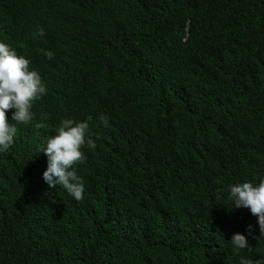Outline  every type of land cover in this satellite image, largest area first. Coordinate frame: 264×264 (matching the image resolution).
Returning <instances> with one entry per match:
<instances>
[{
    "label": "trees",
    "instance_id": "16d2710c",
    "mask_svg": "<svg viewBox=\"0 0 264 264\" xmlns=\"http://www.w3.org/2000/svg\"><path fill=\"white\" fill-rule=\"evenodd\" d=\"M46 4L60 12L58 24L26 0H0V41L32 44L51 84L46 102L33 106L37 121L46 114L44 126L18 125L16 151L0 154V264L264 260L257 217L227 200L230 184L264 171V0ZM91 97H126L139 124L100 133L91 123L93 140L118 135L126 158L154 157L130 191L124 185L105 200L125 179L94 140V149L82 148L84 193L76 201L44 181L47 156L37 148ZM238 232L250 250L232 249Z\"/></svg>",
    "mask_w": 264,
    "mask_h": 264
},
{
    "label": "clouds",
    "instance_id": "9594fccd",
    "mask_svg": "<svg viewBox=\"0 0 264 264\" xmlns=\"http://www.w3.org/2000/svg\"><path fill=\"white\" fill-rule=\"evenodd\" d=\"M26 1L49 26L60 22V12L49 7L47 0ZM36 35L43 36L44 30L39 29ZM37 52L49 60L53 59L54 54L50 50L37 49ZM50 90V80L38 66L30 43L10 46L7 42L0 41V154L16 149L18 125L37 128L44 126L46 114H41L42 119L37 121L33 106L45 103ZM126 100L128 99L123 97L104 102L99 101L98 97H91L87 102L80 103L82 105L77 109H72L74 120L65 118L59 122L55 135L48 136L37 148V153L42 152V156H47V167L42 176L50 187L59 185L74 200H81L84 182L77 171L79 172V166L86 155L82 148L94 149V140H98L102 141L104 149L101 159L108 164L118 165L125 179L119 188L109 190L113 197L102 198H114L124 185V193L130 191L128 186L133 188L135 175L142 167L149 165L154 156L135 151L126 158L127 148L120 143L118 135H104L93 140L89 131L91 123L100 133L138 128L135 103ZM106 150L109 151L108 160ZM227 200L231 207L249 209L257 217L259 231L264 236V171L253 178L243 177V180L230 184L227 188ZM229 242L236 252L245 248L250 250L249 241L242 233H234ZM239 264H253V261L240 256ZM256 264H264V260H257Z\"/></svg>",
    "mask_w": 264,
    "mask_h": 264
},
{
    "label": "bare ground",
    "instance_id": "6f19581e",
    "mask_svg": "<svg viewBox=\"0 0 264 264\" xmlns=\"http://www.w3.org/2000/svg\"><path fill=\"white\" fill-rule=\"evenodd\" d=\"M68 36H69V35H68ZM66 42H67V41H66ZM31 45H32V44H30V46H31ZM66 46H68V45H66ZM64 88H65V87H64ZM20 139H21V138H20ZM22 140H23V139H22ZM22 140H21V141H22ZM113 168H114V167H113ZM114 169H115V168H114Z\"/></svg>",
    "mask_w": 264,
    "mask_h": 264
}]
</instances>
